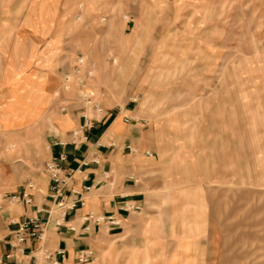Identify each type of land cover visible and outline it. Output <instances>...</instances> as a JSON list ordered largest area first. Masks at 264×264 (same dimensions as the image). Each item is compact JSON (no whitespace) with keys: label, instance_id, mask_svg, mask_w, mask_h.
I'll use <instances>...</instances> for the list:
<instances>
[{"label":"rangeland","instance_id":"1","mask_svg":"<svg viewBox=\"0 0 264 264\" xmlns=\"http://www.w3.org/2000/svg\"><path fill=\"white\" fill-rule=\"evenodd\" d=\"M71 26L67 62H85L61 89L46 41ZM46 62L52 97L81 79L101 107L135 104L154 150L155 188L93 264H264V0H0L1 171L23 162L6 156L13 127L29 126L13 122L39 107L10 99L7 65Z\"/></svg>","mask_w":264,"mask_h":264},{"label":"crops","instance_id":"2","mask_svg":"<svg viewBox=\"0 0 264 264\" xmlns=\"http://www.w3.org/2000/svg\"><path fill=\"white\" fill-rule=\"evenodd\" d=\"M54 31L48 34L63 38L48 39L46 45H54L53 49L59 51L64 72L71 63L67 62V54L73 49L77 34L72 26ZM68 35L70 40L66 38ZM46 63L39 73L32 70L23 75L13 74L9 64L6 69L7 95L10 99L29 100L27 114L38 104L35 116L39 114L41 120L34 126L30 124L35 116L25 117L21 123L13 122L12 126H29L23 131L13 127V132L5 139L6 146L13 144L6 156L20 158L23 162L0 170L3 191L0 194V264H93L99 258L100 246L122 230L155 188L152 185L154 150L143 137L144 120L135 104L127 101L123 106L109 107L106 103L101 112H96L79 101L75 87L52 97L60 84V75L58 68L48 67ZM35 74L36 77L32 76ZM62 102L66 105L64 111L60 109ZM14 108L16 114L19 113L20 104L16 102ZM83 112H89L92 124L86 131L87 139L73 145L70 143L71 130L82 123ZM57 141L66 144L61 146ZM61 150L67 153V160L62 164L66 179L64 193L69 195V200L80 196L83 203L66 209L63 219L55 224L59 208L44 163ZM28 180L33 182L28 190L31 203L8 204L4 193L22 190ZM71 189L79 194L71 193ZM90 214L95 217L113 215L119 225L96 222L88 218ZM26 217H38L43 221L42 235L39 239L27 238L16 249L11 234L17 222ZM85 250L91 254L87 261L80 262L78 257Z\"/></svg>","mask_w":264,"mask_h":264},{"label":"built area","instance_id":"3","mask_svg":"<svg viewBox=\"0 0 264 264\" xmlns=\"http://www.w3.org/2000/svg\"><path fill=\"white\" fill-rule=\"evenodd\" d=\"M78 17V16H77ZM85 57L82 55H75L73 57L72 62L70 63L68 69L62 73L61 77V89H68V84L71 82L73 75L80 73L82 66L85 62ZM85 76L92 75V70L87 69L84 73ZM79 88L77 90V94L79 99L84 103L85 106H88L94 109L96 112H101L102 107L97 100L93 98L88 90H86L81 84L82 81H79ZM56 96H59V91L55 92ZM60 109L64 111L66 109V105L62 102ZM93 118L89 116L86 112L82 113V123L76 128L71 130L70 134V143L76 145L81 143L87 139L86 131L91 127ZM56 144L61 146L66 143L57 141ZM129 150H133L130 146H126ZM147 153V152H146ZM67 160V153L64 150H61L56 155L52 156L49 160L44 163V171L49 176L51 181V187L53 190V198L56 200V205L59 208V216L55 219V224H59L60 220L63 219L64 212L66 209H70L76 206L77 203L82 204L83 199L78 196L75 199L69 200L66 193H64V187L66 184V179L63 176V167L62 164ZM33 187V182L28 180L26 185L22 190L18 192L4 193L3 198L8 204L14 203H23L30 204L32 201L31 193L28 191ZM73 194H79L77 190H70ZM47 215H49V211H47ZM88 218L94 219L96 222L104 221L107 222L111 226H118L119 221L113 215L107 216H93L90 214ZM43 229V221L38 217H26L21 221L17 222V227L12 232V238L14 241L13 246L16 249H19V245L24 242L27 238H37L39 239L42 235ZM91 254V251L85 250L82 251L78 257L80 262H85L88 260V255Z\"/></svg>","mask_w":264,"mask_h":264}]
</instances>
